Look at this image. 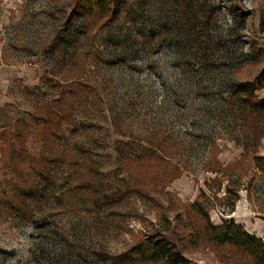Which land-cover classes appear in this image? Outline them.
I'll list each match as a JSON object with an SVG mask.
<instances>
[{
	"label": "rangeland",
	"instance_id": "1",
	"mask_svg": "<svg viewBox=\"0 0 264 264\" xmlns=\"http://www.w3.org/2000/svg\"><path fill=\"white\" fill-rule=\"evenodd\" d=\"M71 2L0 0V264H111L155 234L186 264H255L221 241H264L237 103L264 0H115L103 24Z\"/></svg>",
	"mask_w": 264,
	"mask_h": 264
},
{
	"label": "trees",
	"instance_id": "2",
	"mask_svg": "<svg viewBox=\"0 0 264 264\" xmlns=\"http://www.w3.org/2000/svg\"><path fill=\"white\" fill-rule=\"evenodd\" d=\"M115 0H72L71 5L73 12L79 17L85 18L90 23H101L110 20L112 8ZM258 59L264 62V49L260 50ZM250 85L248 96L237 98V103L244 107V121L246 122L247 131H251L254 146L258 148L264 139V96L260 98L259 92L264 89V63L262 68L256 73V76L247 83ZM256 160L264 164V157H256ZM197 210V204L192 205ZM197 212H199L197 210ZM202 219L204 215L199 212ZM204 217V218H203ZM206 224L203 225L205 235L210 236L211 240L217 242V234L220 227L212 225L208 215H206ZM224 235V234H223ZM158 234L151 235L146 241L134 246L128 254L115 258L111 264H186L185 258L180 252H175V244L165 236L157 237ZM223 244L233 247L235 250L243 252L249 256L255 264H264V241L248 233H243L241 238L225 237L221 241ZM219 243V242H217ZM221 243V244H222Z\"/></svg>",
	"mask_w": 264,
	"mask_h": 264
}]
</instances>
